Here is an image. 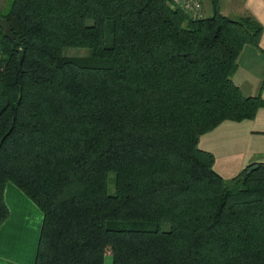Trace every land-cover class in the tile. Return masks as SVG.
I'll return each mask as SVG.
<instances>
[{
	"label": "trees",
	"instance_id": "1",
	"mask_svg": "<svg viewBox=\"0 0 264 264\" xmlns=\"http://www.w3.org/2000/svg\"><path fill=\"white\" fill-rule=\"evenodd\" d=\"M210 2L195 20L172 0H11L0 14V227L11 183L42 213L33 264H264V163L225 180L198 146L264 107L232 80L262 26Z\"/></svg>",
	"mask_w": 264,
	"mask_h": 264
},
{
	"label": "crops",
	"instance_id": "2",
	"mask_svg": "<svg viewBox=\"0 0 264 264\" xmlns=\"http://www.w3.org/2000/svg\"><path fill=\"white\" fill-rule=\"evenodd\" d=\"M249 2L253 9L252 17L263 23V27L264 0ZM260 36L258 48L246 46L240 53L232 80L245 96L260 95L264 99L258 84L255 91L245 94L242 85L236 83V80L252 81L247 75L240 77V62L243 60L247 66L252 58H260L258 52L264 55V33ZM198 146L212 154L213 169L225 180L234 177L249 163H264V107L259 108L251 119L220 123L199 137ZM4 202L9 215L0 227V264H33L42 213L11 183L4 187Z\"/></svg>",
	"mask_w": 264,
	"mask_h": 264
},
{
	"label": "rangeland",
	"instance_id": "3",
	"mask_svg": "<svg viewBox=\"0 0 264 264\" xmlns=\"http://www.w3.org/2000/svg\"><path fill=\"white\" fill-rule=\"evenodd\" d=\"M0 1V14H4L9 9L11 0ZM202 2L203 16L205 17L212 13V5L210 0H202ZM218 4L220 12L233 20H242L244 17L249 16V14L253 16V9L250 6L249 0H218ZM262 24L260 23L261 26ZM263 33L264 26L261 29V35H263ZM109 41L111 43L110 34L106 33V43L108 44ZM63 55L68 57H86L90 55V50L88 48L81 47H67L63 50ZM258 55L260 58H252L247 66H245V62H243V60L240 62V77L247 75L250 79H252V81L243 80V82L242 80H236V83L242 85L245 94L255 91L256 84L260 86V91L264 94V55L261 52H258ZM245 79L248 80V78ZM107 189L110 194L114 193L113 173L108 175ZM110 261L111 259L109 257L105 258V264H110Z\"/></svg>",
	"mask_w": 264,
	"mask_h": 264
},
{
	"label": "built area",
	"instance_id": "4",
	"mask_svg": "<svg viewBox=\"0 0 264 264\" xmlns=\"http://www.w3.org/2000/svg\"><path fill=\"white\" fill-rule=\"evenodd\" d=\"M173 4L180 8L189 19L195 20L203 17L202 0H172Z\"/></svg>",
	"mask_w": 264,
	"mask_h": 264
},
{
	"label": "water",
	"instance_id": "5",
	"mask_svg": "<svg viewBox=\"0 0 264 264\" xmlns=\"http://www.w3.org/2000/svg\"><path fill=\"white\" fill-rule=\"evenodd\" d=\"M0 29L3 31L5 37H7L8 39L13 38V35L11 34L10 27L7 24V21L2 17H0Z\"/></svg>",
	"mask_w": 264,
	"mask_h": 264
}]
</instances>
